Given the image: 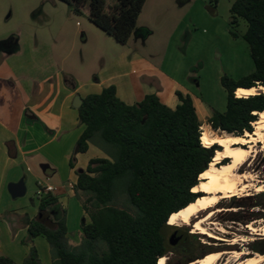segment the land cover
I'll list each match as a JSON object with an SVG mask.
<instances>
[{"label": "trees", "instance_id": "1", "mask_svg": "<svg viewBox=\"0 0 264 264\" xmlns=\"http://www.w3.org/2000/svg\"><path fill=\"white\" fill-rule=\"evenodd\" d=\"M63 1L75 13L86 14L117 41L127 43L146 0ZM241 20L246 24L242 36L249 44L254 69L239 79L226 74L221 77L228 92L226 109L215 110L208 118L214 130L236 135L253 133V124L264 111L263 92L236 95L238 87L264 85V0H233V37H239L236 27ZM177 95L180 102L175 108L163 103L156 93L129 104L112 84L82 99L79 120L86 127L78 139V151H87L90 142L100 136L109 147L110 157L91 158L86 169L77 172L75 189L85 193L82 204L90 216L82 226L81 243L69 246L64 209L53 227L38 218L23 216L31 237L47 238L53 264H157L167 251L169 233L176 227L168 223L169 217L201 195L192 188L200 182V174L209 168L216 151L222 149L218 143L203 145V122L194 99L180 91ZM258 194L264 197V191ZM121 196L133 211L117 205ZM249 199L254 195L246 196L242 203L248 207L264 205ZM57 204L58 198L48 191L40 198L39 209L45 212ZM237 219L236 214L227 218ZM193 245L208 253L209 246L199 239ZM0 264L18 263L0 255ZM22 264H43L35 246Z\"/></svg>", "mask_w": 264, "mask_h": 264}, {"label": "rangeland", "instance_id": "2", "mask_svg": "<svg viewBox=\"0 0 264 264\" xmlns=\"http://www.w3.org/2000/svg\"><path fill=\"white\" fill-rule=\"evenodd\" d=\"M232 1L146 0L138 20L140 24L149 27L151 34L147 37L145 35L132 37L128 43L114 42L119 48L130 50L131 53H139L142 56L143 80L148 81L146 74L155 68L167 73H175L176 68H179L181 70L178 71L181 72L177 73V71L176 74L186 75V80L195 93L210 106L211 114L215 110L223 111L226 108L228 92L221 82V77L226 74L239 79L254 69L249 44L242 36L246 30L245 22L241 20L236 27L239 37H233L230 33ZM89 25L100 30V27L89 21L86 14L75 13L72 7L63 0H0V47L16 46L18 55L16 64H21L22 59L25 63L29 56H32L34 62L29 63L31 69H37L40 57L43 60L53 61L60 51L66 49L63 44L66 43L68 46L73 39H76L79 45L82 44L85 35L89 33ZM77 54L80 55L79 51ZM1 55L2 52H0ZM196 103L203 124L209 126L211 132L221 133V130H214L208 123V118L202 115V103L199 100ZM253 127L255 129L254 124ZM107 146L101 137L97 136L91 141L88 153L80 158L99 155L110 157ZM242 169L251 171L258 180L256 183L264 181L262 143L256 145L255 152ZM258 193L251 188L248 192L234 196L236 199L234 197L224 199L215 206V213L205 223V226L221 238L200 232L193 233L202 244L209 246L208 253H222L215 264H240L245 260V256H264L262 231L252 233L247 227L248 224L258 228L264 226V214L257 216L258 213H264V205L248 209L242 203L246 196L254 195V199L248 201H260L264 204V197H260ZM84 196L83 191H76L75 196L67 201L68 228L69 232L72 231V239L68 236L69 246H78L82 241L83 233L80 231L78 235L76 233L83 219L80 201L82 203ZM124 200L125 197L121 196L117 200V205L133 211L126 206ZM232 202L241 203V206L244 205L246 208L239 207V204H232ZM3 203L8 205L12 211H7V215L0 220V255L10 256L16 263L22 264L29 255L31 247L35 246L42 263L53 264L52 248L47 238L40 235L31 239L30 233L20 225L24 223L19 213L25 210L32 215L38 203L36 184L28 183L27 191L23 196L14 198L9 195ZM232 214L252 216V219L242 223L237 220H227ZM49 218L50 216L42 214L38 219L53 227L55 223H52ZM58 218L59 215L53 216L55 222ZM86 218L90 221L88 213ZM195 220L196 218L191 224L179 221L173 226L189 227L193 231ZM85 221L86 219L83 224L86 223ZM216 226L223 228L224 231H220ZM234 226L242 227L243 231ZM233 231H236V234ZM28 235L30 240H25L24 238ZM73 238L74 241L78 240L77 245L70 243L71 240L73 242ZM234 239L236 242L233 244L231 241ZM233 251L246 254L234 258L232 257ZM167 256L170 255L167 254L164 257Z\"/></svg>", "mask_w": 264, "mask_h": 264}, {"label": "crops", "instance_id": "3", "mask_svg": "<svg viewBox=\"0 0 264 264\" xmlns=\"http://www.w3.org/2000/svg\"><path fill=\"white\" fill-rule=\"evenodd\" d=\"M137 28H140V34L133 33L132 37H147L152 32L139 20ZM114 41L117 40L101 28L89 25V33L82 44L79 45L76 39L68 46L63 44L66 49L60 51L53 61L38 58L37 69L30 68L29 63L34 62L32 56L25 63L23 59L21 64L15 63L18 57L16 46L0 47V220L7 211H12L3 203L11 195L9 184L24 178L26 187L28 183L36 184L38 203L32 215L24 210L19 217L39 218L46 214L52 223H56L53 216L60 217V210L64 209L68 225L67 201L76 194L77 172L86 169L91 158L106 157L80 158L88 153L91 142L87 151H78L77 142L86 125L79 120L75 105L77 98L82 100L114 84L118 96L129 104L140 101L148 93H156L163 103L175 108L180 102L177 95L180 91L190 94L196 107L198 100L202 103L205 118L212 115L210 106L195 93L186 75L176 74L181 69L167 73L155 68L146 74L148 81H145L142 56L119 48ZM47 185L54 187L49 192L58 198V204L49 206L43 213L39 209L40 198L48 191L40 190ZM80 205L83 219L77 235L82 232L84 219L89 222L81 201ZM20 225L28 231L27 226ZM71 234L72 231L68 232L72 239ZM24 239L30 240L29 235ZM77 241L73 238L70 243L77 245Z\"/></svg>", "mask_w": 264, "mask_h": 264}, {"label": "bare ground", "instance_id": "4", "mask_svg": "<svg viewBox=\"0 0 264 264\" xmlns=\"http://www.w3.org/2000/svg\"><path fill=\"white\" fill-rule=\"evenodd\" d=\"M258 91L264 93V85L245 88L239 87L236 90L238 97L255 94ZM258 120L254 122V132H245L244 135H236L226 132H211L209 126L203 124L202 129V143L205 146H211L214 143L221 145L222 149L217 150L213 161L209 168L200 174V182L192 188L194 192H200L201 195L187 206L175 211L169 217V224H177L181 221L184 224H191L192 220L196 218L193 223V232H200L212 237L221 238L213 231L209 230L205 223L214 215V208L222 200L232 198L239 193L248 192L251 188L256 192L264 191V182H258L255 175L248 170L239 171L250 159L255 152L256 145L261 142L264 148V111L259 112ZM226 158L227 162H222ZM209 210L207 214L198 218L197 215ZM248 228L252 233L262 231L264 235V226L261 228L255 225L248 224ZM224 231L223 228H219ZM246 240V238H243ZM236 239L231 241L235 243ZM246 254L245 252L233 251L232 257L239 258ZM222 253L211 252L204 255L197 260L191 261L189 264H215ZM166 258L161 257L160 264H165ZM242 264H264V256L248 257Z\"/></svg>", "mask_w": 264, "mask_h": 264}, {"label": "flooded vegetation", "instance_id": "5", "mask_svg": "<svg viewBox=\"0 0 264 264\" xmlns=\"http://www.w3.org/2000/svg\"><path fill=\"white\" fill-rule=\"evenodd\" d=\"M232 203L236 204V202H232ZM238 206L246 208V206L244 205L241 206V203ZM255 206H259V205H253L250 207L247 206V208L251 209ZM243 212H246V211H243ZM263 214L264 213H258L257 216L263 215ZM237 216L240 218V219H237L238 222L242 223V222L249 221L248 216H241V215H237ZM212 223L214 224L213 221ZM234 227L240 231H243L242 227H238V226H234ZM216 228L219 229L218 226H216ZM193 233L194 232L189 227H183V226H176L175 228L171 230L168 236L169 247L167 251L164 253V255L160 256V257H164L167 254L170 255L166 257L167 261L165 264H189L191 260L204 255V251L199 246L193 245V241L197 239V236H195ZM233 233L236 234V231H233ZM197 248H200V249H197ZM244 258L247 259L248 257L245 256ZM242 263L243 261L240 264Z\"/></svg>", "mask_w": 264, "mask_h": 264}, {"label": "water", "instance_id": "6", "mask_svg": "<svg viewBox=\"0 0 264 264\" xmlns=\"http://www.w3.org/2000/svg\"><path fill=\"white\" fill-rule=\"evenodd\" d=\"M134 34L135 35H139L140 34V28H136L135 29V31H134ZM252 87H255V86H252ZM239 88V87H238ZM245 88H251V87H245ZM260 91H258L257 93H259ZM81 103H82V100L80 99V98H77V101H76V103H75V105L77 106V107H79L80 105H81ZM222 132H226V133H228L227 131H225V130H221ZM247 132V131H246ZM221 146V145H220ZM217 152V151H216ZM226 159H228V158H226ZM243 169L241 168L239 171H242ZM264 182V181H263ZM9 191H10V193H11V195H12V197H19V196H23L25 193H26V191H27V187H26V184H25V179L24 178H21L19 181H16V182H11L10 184H9ZM207 212H209V210H206V211H204V212H202V213H200V214H198L197 215V217L198 218H200V217H202V216H204L205 214H207ZM207 254V253H206ZM205 254V255H206ZM199 258H201V257H197V258H195V259H193V260H191V261H194V260H197V259H199ZM190 261V262H191Z\"/></svg>", "mask_w": 264, "mask_h": 264}, {"label": "built area", "instance_id": "7", "mask_svg": "<svg viewBox=\"0 0 264 264\" xmlns=\"http://www.w3.org/2000/svg\"><path fill=\"white\" fill-rule=\"evenodd\" d=\"M54 189V187L52 186V185H47L45 188H43V189H41L40 190V192H43V191H51V190H53ZM160 260H161V257L160 258H158V260H157V264H160Z\"/></svg>", "mask_w": 264, "mask_h": 264}]
</instances>
